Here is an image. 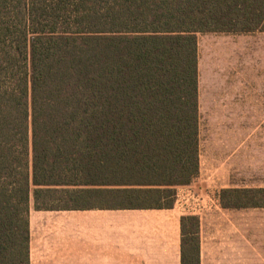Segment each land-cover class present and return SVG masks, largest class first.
Listing matches in <instances>:
<instances>
[{"label":"trees","instance_id":"obj_1","mask_svg":"<svg viewBox=\"0 0 264 264\" xmlns=\"http://www.w3.org/2000/svg\"><path fill=\"white\" fill-rule=\"evenodd\" d=\"M257 31L264 0H0V264H30L31 206L172 207L199 172L197 33ZM220 202L264 206V187Z\"/></svg>","mask_w":264,"mask_h":264},{"label":"crops","instance_id":"obj_2","mask_svg":"<svg viewBox=\"0 0 264 264\" xmlns=\"http://www.w3.org/2000/svg\"><path fill=\"white\" fill-rule=\"evenodd\" d=\"M198 105L199 171L218 190L264 187L257 180L264 176V88L198 87ZM208 208L203 226L210 244L219 236L220 244L236 248L212 252V262L200 264H264V206L214 201ZM181 216L175 207L31 206L30 264H182Z\"/></svg>","mask_w":264,"mask_h":264},{"label":"rangeland","instance_id":"obj_3","mask_svg":"<svg viewBox=\"0 0 264 264\" xmlns=\"http://www.w3.org/2000/svg\"><path fill=\"white\" fill-rule=\"evenodd\" d=\"M197 42L198 87L201 91L208 87L264 88V33H197ZM259 115L260 120H264V111L260 110ZM257 180L259 185H264V176H259ZM217 188L218 185L199 171L189 184L176 187L172 201V207L182 216H194L198 220L200 263L212 262V252L218 253L222 249L233 251L236 248L232 244H220L223 242L219 236H215L210 244L209 234L203 226L204 212L214 201H220L222 189ZM186 228L193 230L190 221L186 223ZM187 249L190 250V245Z\"/></svg>","mask_w":264,"mask_h":264}]
</instances>
